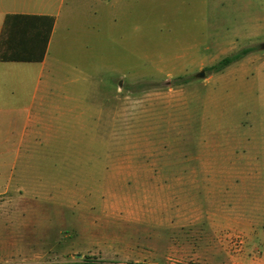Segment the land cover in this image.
<instances>
[{
  "label": "rangeland",
  "instance_id": "374dc122",
  "mask_svg": "<svg viewBox=\"0 0 264 264\" xmlns=\"http://www.w3.org/2000/svg\"><path fill=\"white\" fill-rule=\"evenodd\" d=\"M262 43L264 0H67L41 83L0 66L2 240L43 225L50 261L106 264L129 244L224 258L211 245L245 222L264 240Z\"/></svg>",
  "mask_w": 264,
  "mask_h": 264
},
{
  "label": "crops",
  "instance_id": "0c3cea01",
  "mask_svg": "<svg viewBox=\"0 0 264 264\" xmlns=\"http://www.w3.org/2000/svg\"><path fill=\"white\" fill-rule=\"evenodd\" d=\"M67 0H0V39L3 32L6 17L8 15H28V16H48L54 17L55 23L51 38L49 40L46 54L41 62H6L0 61V66L5 67H39V78H43L44 71L47 70L52 45L54 39L60 28V22L63 18V9ZM49 72V70H48ZM47 82V89L49 88ZM43 100V99H42ZM43 103V102H42ZM252 184V183H251ZM27 214L29 212H26ZM175 213V211H174ZM31 214L34 212L31 211ZM148 210L143 211V216L150 215ZM155 218L154 224L163 226L162 224L167 221L166 218H172V208L163 209L161 199L159 204L152 211ZM127 216L132 217L133 213L127 211ZM17 218V213L10 215V218ZM170 233L177 229V225L170 220L169 227H166ZM215 233H222L218 228L213 229ZM8 240H2L0 236V260L3 264H75L83 263L80 261H58L49 260L50 247L48 244L49 230L48 227L39 225H16L11 224L8 228ZM262 232L258 227L248 225L245 222L235 230H224V234H229V240L213 243L211 250L216 254H221L224 258L215 257H202V258H185L182 264H264V240H258L257 235ZM241 237L242 246L236 248L232 243V237ZM250 239V241H249ZM255 240V241H251ZM122 259L117 264H141L147 260H152L153 264H161L155 262L161 258L162 254L157 249L152 248H139L137 244H129L128 247L117 249ZM104 262V261H102ZM106 264V262H104Z\"/></svg>",
  "mask_w": 264,
  "mask_h": 264
},
{
  "label": "trees",
  "instance_id": "16d2710c",
  "mask_svg": "<svg viewBox=\"0 0 264 264\" xmlns=\"http://www.w3.org/2000/svg\"><path fill=\"white\" fill-rule=\"evenodd\" d=\"M54 23V17L8 15L0 39V61L41 62L45 57ZM256 50V47L241 49L224 57L207 70L214 74L220 73ZM75 264L105 263L88 258L83 263Z\"/></svg>",
  "mask_w": 264,
  "mask_h": 264
},
{
  "label": "water",
  "instance_id": "95a60500",
  "mask_svg": "<svg viewBox=\"0 0 264 264\" xmlns=\"http://www.w3.org/2000/svg\"><path fill=\"white\" fill-rule=\"evenodd\" d=\"M260 49H261V50H264V43H262V44L260 45ZM205 76H206L205 72H201V73H199V74L197 75V77H198V78H201V79L205 78Z\"/></svg>",
  "mask_w": 264,
  "mask_h": 264
},
{
  "label": "built area",
  "instance_id": "2783aa9c",
  "mask_svg": "<svg viewBox=\"0 0 264 264\" xmlns=\"http://www.w3.org/2000/svg\"><path fill=\"white\" fill-rule=\"evenodd\" d=\"M237 239H241V240H240V244H241V243H242V238H241V237H237Z\"/></svg>",
  "mask_w": 264,
  "mask_h": 264
}]
</instances>
